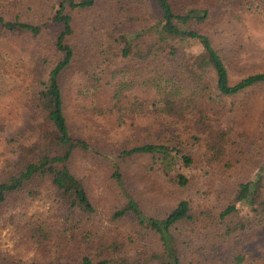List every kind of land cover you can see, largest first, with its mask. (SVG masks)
<instances>
[{
	"label": "trees",
	"instance_id": "16d2710c",
	"mask_svg": "<svg viewBox=\"0 0 264 264\" xmlns=\"http://www.w3.org/2000/svg\"><path fill=\"white\" fill-rule=\"evenodd\" d=\"M3 2L0 0V7H7ZM70 9H89L97 16L93 30L99 60L122 63L133 72H141L142 82L150 90V95L142 99L133 96L124 101L126 96L120 88L111 98V108L190 118L194 128L206 134L205 157L209 162L223 160L229 170L238 165L248 171L234 185L223 208L196 215L190 200L178 196L190 178L176 161L191 166L195 156L169 138L158 136L113 151L101 150L70 130L60 80L75 57L68 41L73 33ZM212 15L207 2L177 12L171 0H61L43 24L19 16L9 19L0 10V30L27 31L37 36L53 29L54 36L53 61L45 78L31 92L46 124L40 137L23 150L17 148L16 156L0 172V207L12 194L37 195L41 184L54 191L58 228L47 220L32 222L27 225V236L47 255L54 241L55 251L51 259L31 264H188L190 233L199 219L205 221V215L206 228L215 227L216 232L203 236L202 248L216 237L264 224V121L257 132L241 131L245 145L212 124L220 109L235 111L246 93L264 90V70L232 78L224 53L206 32ZM190 42H198L204 55L185 53L178 57L179 46ZM83 153L101 157L110 169L118 201L107 216L109 224L98 219L100 211L91 199L85 178L73 167L74 160ZM139 156L147 158L141 170L157 178V194H164L168 201L154 202L153 213L144 210L139 197L127 187L123 166L118 162ZM238 201L249 209L242 220L236 217ZM156 205L166 206L156 211Z\"/></svg>",
	"mask_w": 264,
	"mask_h": 264
},
{
	"label": "rangeland",
	"instance_id": "374dc122",
	"mask_svg": "<svg viewBox=\"0 0 264 264\" xmlns=\"http://www.w3.org/2000/svg\"><path fill=\"white\" fill-rule=\"evenodd\" d=\"M5 1L7 7H0V10L7 18L19 16L24 21L43 24L61 0H20V4L19 0ZM171 1L177 12H184L187 6L198 2H207L212 7V20L206 32L224 53L233 79L264 70V1ZM68 12L73 25L68 41L75 49V57L60 80L70 130L101 150L113 151L123 145L156 140L158 136L169 138L195 156L191 166L176 161V166L190 178L188 186L178 196L190 200L196 215L205 210L216 213L223 208L234 185L247 176L248 171L241 170L238 165L229 170L223 160L209 162L205 157L206 134L196 130L190 118L176 119L150 111L111 108V98L120 88L126 96L124 101L133 96L142 99L150 95V90L144 86L141 72H133L122 63L99 60L93 30L97 27V16L91 10L70 9ZM52 30L37 36L27 31L0 30V172L19 149L32 145L40 137L46 124L31 99V92L45 78L53 61ZM185 53L204 55L198 42L180 45L178 57ZM243 100L235 111L220 109L212 124L245 145L241 131L257 132L261 120L264 121V90H251ZM146 161V157L139 156L118 162L123 166L127 187L139 197L144 210L153 213L154 202L167 204L168 201L163 198L164 194H157L160 186L157 178L141 170ZM73 167L85 178L91 199L100 211L98 219L109 224L107 216L118 199L106 161L83 153L74 160ZM38 190L37 195L12 194L0 207V264H31L35 260L52 258L54 241L47 255L27 236V225L32 222L47 220L58 228L54 220V191L47 184H41ZM165 206H157L156 211ZM237 206L236 217L242 220L249 209L240 201ZM204 218L205 224L203 218L199 219L190 233L192 241L186 246L188 264H264V224L220 239L216 237L202 248L203 236L209 237L207 234L216 232L215 227L206 228V215Z\"/></svg>",
	"mask_w": 264,
	"mask_h": 264
}]
</instances>
